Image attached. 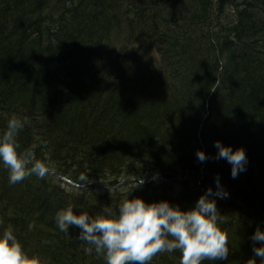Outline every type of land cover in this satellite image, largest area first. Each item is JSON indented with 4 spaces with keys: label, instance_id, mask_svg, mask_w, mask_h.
Wrapping results in <instances>:
<instances>
[{
    "label": "trees",
    "instance_id": "obj_1",
    "mask_svg": "<svg viewBox=\"0 0 264 264\" xmlns=\"http://www.w3.org/2000/svg\"><path fill=\"white\" fill-rule=\"evenodd\" d=\"M13 113L27 117L17 141L32 162L77 185L164 178L79 191L30 172L37 190L16 192L0 162V231L11 225L42 264H106L78 226L57 228L60 208L95 215L128 195L187 210L206 191L176 178L215 193L219 175L224 198L264 222V0H0V131ZM216 140L244 147L235 178ZM209 198L229 253L202 264H259L258 225ZM148 264H180V252Z\"/></svg>",
    "mask_w": 264,
    "mask_h": 264
},
{
    "label": "clouds",
    "instance_id": "obj_2",
    "mask_svg": "<svg viewBox=\"0 0 264 264\" xmlns=\"http://www.w3.org/2000/svg\"><path fill=\"white\" fill-rule=\"evenodd\" d=\"M218 83V82H217ZM212 91H215L213 89ZM13 113L0 131V162L8 169L9 183L15 184L34 172L43 177L46 165L37 160L32 162V153L21 149L17 135L24 127V121ZM217 149L215 158H224L231 165V175L235 178L246 170L248 157L243 146L233 148L222 141H214ZM200 161L209 158L208 154L197 149ZM83 179V177H81ZM215 193L209 187L195 205L183 210L167 200L146 202L140 197L121 199L116 208L103 207L102 211L92 215L88 212L74 211L69 203L55 213V223L60 231L68 232L71 225L80 228L79 240L86 241L91 253L103 254L106 264H148L158 252L179 250L180 264H202L204 260L227 259L229 253L228 237L218 225L221 217L212 195L227 197L228 191L220 183L219 175L215 178ZM32 224H28L31 230ZM256 256L264 264V231L258 226L252 235ZM0 264H42L38 255H30L14 234L11 225L0 231ZM247 264H257L255 258Z\"/></svg>",
    "mask_w": 264,
    "mask_h": 264
},
{
    "label": "water",
    "instance_id": "obj_3",
    "mask_svg": "<svg viewBox=\"0 0 264 264\" xmlns=\"http://www.w3.org/2000/svg\"><path fill=\"white\" fill-rule=\"evenodd\" d=\"M49 173L52 174L53 176H55L56 178L60 179L61 181L65 182L66 184H71V185H73V184H72L70 181H68L67 179H64L63 177H61V176H59V175H57V174H54V173H51V172H49ZM158 179L161 180L162 178H158ZM170 181H172V182H188V183L193 184L191 181H189V180H187V179H181V178L172 179V180H170ZM131 182H133V181H132V180L124 181V182H122V183H119V184L117 185V187H121V186H123V185H125V184H129V183H131ZM136 182H138V183H140V184H144V185L148 184V182H142V181H136ZM97 186H98V187H101V188H114V187H108V186H106V185H102V184H98ZM204 189L207 190V188H204ZM212 197H216V198H218V199H221V200L224 201L225 203L230 204V205H231L232 207H234V208H235V209H236L241 215H243V216L247 217L248 219L254 221L256 224H258V225L264 227V223H263V222H261L260 220L256 219V218H255L254 216H252L247 210H245V209H243V208L237 206L235 203L228 202V201H226L225 199H223V197H219V196H215V195H212Z\"/></svg>",
    "mask_w": 264,
    "mask_h": 264
},
{
    "label": "bare ground",
    "instance_id": "obj_4",
    "mask_svg": "<svg viewBox=\"0 0 264 264\" xmlns=\"http://www.w3.org/2000/svg\"><path fill=\"white\" fill-rule=\"evenodd\" d=\"M200 130V129H199ZM199 134H201L200 132H199ZM227 170V169H226ZM127 180H130V179H126V180H124V181H127ZM133 182H131L130 184H139L140 185V183H138V182H136V181H141V180H132ZM155 181L156 182H159L160 180L156 177L155 178ZM166 182H167V179L165 180ZM196 186L198 187V188H200V189H203V190H205L204 188H206V186H204V185H201L200 183H196ZM25 189H28V190H37L36 189V187H34L33 185L32 186H29L28 184H26V181H24V180H21V181H19V182H17V183H15L14 185H13V187H12V191H16V192H23Z\"/></svg>",
    "mask_w": 264,
    "mask_h": 264
},
{
    "label": "rangeland",
    "instance_id": "obj_5",
    "mask_svg": "<svg viewBox=\"0 0 264 264\" xmlns=\"http://www.w3.org/2000/svg\"><path fill=\"white\" fill-rule=\"evenodd\" d=\"M74 189H76V188H74ZM76 190H79V189H76ZM80 191V190H79ZM216 198V197H215ZM232 207V206H231Z\"/></svg>",
    "mask_w": 264,
    "mask_h": 264
}]
</instances>
